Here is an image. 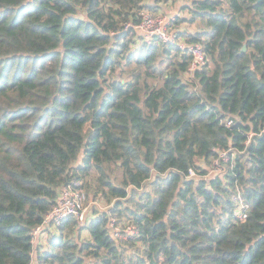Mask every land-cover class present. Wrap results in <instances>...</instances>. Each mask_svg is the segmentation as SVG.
<instances>
[{
    "label": "trees",
    "instance_id": "1",
    "mask_svg": "<svg viewBox=\"0 0 264 264\" xmlns=\"http://www.w3.org/2000/svg\"><path fill=\"white\" fill-rule=\"evenodd\" d=\"M178 1L0 0V264H264V0H183L191 77L135 28ZM73 178L94 217L36 244Z\"/></svg>",
    "mask_w": 264,
    "mask_h": 264
},
{
    "label": "built area",
    "instance_id": "2",
    "mask_svg": "<svg viewBox=\"0 0 264 264\" xmlns=\"http://www.w3.org/2000/svg\"><path fill=\"white\" fill-rule=\"evenodd\" d=\"M140 17L141 21L135 28L147 39L159 38L163 43L177 45L179 49L187 51L190 54L191 63L188 70L189 75H193L196 71L201 70L208 63V58L201 44L187 45L181 39L179 31L173 27L174 17L156 16L146 9L140 12ZM190 173L191 176L195 175L193 171ZM236 200L239 203L236 217L239 220H245L247 218L248 206L241 200V196ZM86 202L88 203V200L83 181L76 178L71 179L60 190L55 205L46 215L43 223L35 229L33 234L34 242L37 243V240L42 234L55 232L70 218L76 219L81 226L85 225L88 222ZM135 229L131 225L126 226L124 230L116 228L114 236L116 239L126 240L129 238V235L135 233Z\"/></svg>",
    "mask_w": 264,
    "mask_h": 264
},
{
    "label": "rangeland",
    "instance_id": "3",
    "mask_svg": "<svg viewBox=\"0 0 264 264\" xmlns=\"http://www.w3.org/2000/svg\"><path fill=\"white\" fill-rule=\"evenodd\" d=\"M146 1H149V0H146ZM166 3L162 6V7H164L163 8L164 10H162L160 12H152L151 10H149V11L151 13H153L154 15H156V16L174 17V20H175L177 18V16L180 14L181 6L183 5L184 1L183 0H180V2L178 1V2H175V3L174 2H169L167 4ZM181 14H182V16H187L188 15L187 13H181ZM183 30L194 31L195 30V25H192V26H190V25H184L183 26ZM188 75H189V73H188ZM189 76L191 77V75H189ZM210 172H211L210 174H212V175L219 173L218 170H210ZM94 205H95L94 203L88 204L86 202V207L88 209V217H87V219H92V217H94V212H93V206ZM96 205L98 206V209L99 210H103L104 207H105L100 202H98ZM83 236L84 237H87V233L84 232Z\"/></svg>",
    "mask_w": 264,
    "mask_h": 264
},
{
    "label": "crops",
    "instance_id": "4",
    "mask_svg": "<svg viewBox=\"0 0 264 264\" xmlns=\"http://www.w3.org/2000/svg\"><path fill=\"white\" fill-rule=\"evenodd\" d=\"M179 15L182 16L181 12H180ZM47 237H48V234H42V235L39 237V239L37 240V243H36V244H38L39 242H43V243H45L46 240H47Z\"/></svg>",
    "mask_w": 264,
    "mask_h": 264
},
{
    "label": "water",
    "instance_id": "5",
    "mask_svg": "<svg viewBox=\"0 0 264 264\" xmlns=\"http://www.w3.org/2000/svg\"><path fill=\"white\" fill-rule=\"evenodd\" d=\"M243 50H244V51L246 50V46H244Z\"/></svg>",
    "mask_w": 264,
    "mask_h": 264
}]
</instances>
